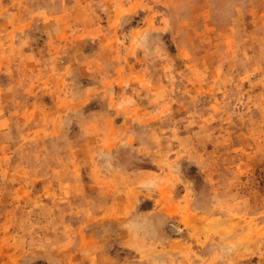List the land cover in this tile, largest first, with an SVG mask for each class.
<instances>
[{"label": "rangeland", "instance_id": "1", "mask_svg": "<svg viewBox=\"0 0 264 264\" xmlns=\"http://www.w3.org/2000/svg\"><path fill=\"white\" fill-rule=\"evenodd\" d=\"M0 264H264V0H0Z\"/></svg>", "mask_w": 264, "mask_h": 264}]
</instances>
